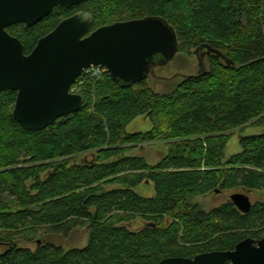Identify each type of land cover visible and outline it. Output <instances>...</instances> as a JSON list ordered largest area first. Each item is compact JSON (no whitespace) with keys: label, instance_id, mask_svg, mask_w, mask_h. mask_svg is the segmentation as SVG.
I'll list each match as a JSON object with an SVG mask.
<instances>
[{"label":"trees","instance_id":"16d2710c","mask_svg":"<svg viewBox=\"0 0 264 264\" xmlns=\"http://www.w3.org/2000/svg\"><path fill=\"white\" fill-rule=\"evenodd\" d=\"M80 12L93 17L90 33L160 17L177 32L178 54L208 45L233 65L211 54L207 74L182 79L166 94L148 80L124 88L109 75L79 79L73 87L84 98L82 110L39 132L14 120L17 93L2 92L0 264H157L264 239L262 203L246 215L231 202L211 211L192 204L215 190H264V133L241 137V153L224 160L234 132L264 128V0H88L56 7L32 28L7 30L28 55L40 38ZM141 116L151 121V130L128 133ZM162 141L168 154L157 165L128 156ZM86 154L93 159L79 162ZM144 183L153 184V197L136 193ZM138 218L147 223L141 231L125 226ZM84 227L89 240L83 249L18 246L41 232L68 236Z\"/></svg>","mask_w":264,"mask_h":264},{"label":"water","instance_id":"95a60500","mask_svg":"<svg viewBox=\"0 0 264 264\" xmlns=\"http://www.w3.org/2000/svg\"><path fill=\"white\" fill-rule=\"evenodd\" d=\"M86 1L0 0V94L7 90L17 93L12 115L25 131H43L61 118L80 112L84 98L71 90L91 66L105 68L115 82L126 88L150 77L160 79L156 69L167 66L178 55L175 28L155 16L115 22L90 33L93 17L80 12L40 38L28 55L22 41L7 30L17 24L32 28L56 7L72 8ZM196 54L199 72L182 79L207 74L204 59L211 54L233 65L208 45L197 49ZM230 201L245 215L254 206L245 193L231 195ZM157 264H264V239L247 238L234 250L207 252L192 259L167 258Z\"/></svg>","mask_w":264,"mask_h":264},{"label":"rangeland","instance_id":"374dc122","mask_svg":"<svg viewBox=\"0 0 264 264\" xmlns=\"http://www.w3.org/2000/svg\"><path fill=\"white\" fill-rule=\"evenodd\" d=\"M203 52V51H202ZM200 52V54H202ZM207 69H209L208 59H204ZM199 72V62L195 51L193 54H178L175 59L163 68L156 69V77L160 78L155 80L150 77L148 84L154 89L155 92L160 94L171 93L174 91L182 82V77L186 75H197ZM163 78V79H162ZM152 128L151 121L145 117H138L133 123H131L127 131L130 134L145 133L150 131ZM264 133L262 127H248L245 130H238L234 132L233 137L229 140L227 147L224 152V160L229 157L241 153L242 149L240 146V138L243 136L259 135ZM168 154V142L162 141L153 144H145L141 147H137L135 150L128 153V156H141L144 157L146 162L150 165H157L166 155ZM87 159L91 161L93 157L91 155H80L78 161ZM44 178V174H42ZM117 186H105V189L111 190L116 189ZM136 193L143 197H153L155 195L153 184H142L136 190ZM236 193H245L251 200L252 204L262 203L264 204V190L263 191H246L243 189H237L233 191H224L220 193H210L205 196L196 197L192 200V204L199 205L205 211H211L219 208L220 206L231 202L230 197ZM147 223L138 218L130 223H125L131 231L139 232L146 227ZM39 239H36L30 243L19 242L20 248L31 249L36 251L40 246L38 242L42 244H52L54 246H61L66 251L71 249H83L87 246L89 240V229L79 228L72 231L68 236L40 233ZM5 248L0 247V253Z\"/></svg>","mask_w":264,"mask_h":264},{"label":"built area","instance_id":"2783aa9c","mask_svg":"<svg viewBox=\"0 0 264 264\" xmlns=\"http://www.w3.org/2000/svg\"><path fill=\"white\" fill-rule=\"evenodd\" d=\"M105 75H109L105 68L100 66H91L89 69L83 71L79 79H81L82 81L86 79L101 81ZM71 92L74 94H79L77 92V88L74 87L72 88Z\"/></svg>","mask_w":264,"mask_h":264}]
</instances>
